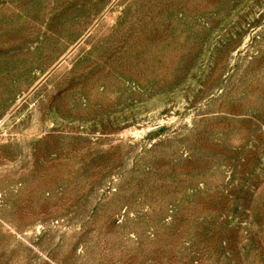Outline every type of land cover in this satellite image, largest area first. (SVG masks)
Segmentation results:
<instances>
[{"label": "rangeland", "instance_id": "1", "mask_svg": "<svg viewBox=\"0 0 264 264\" xmlns=\"http://www.w3.org/2000/svg\"><path fill=\"white\" fill-rule=\"evenodd\" d=\"M0 264H264V0H0Z\"/></svg>", "mask_w": 264, "mask_h": 264}]
</instances>
